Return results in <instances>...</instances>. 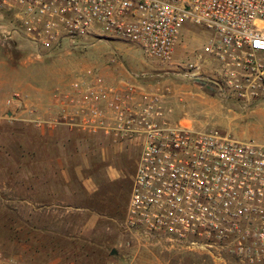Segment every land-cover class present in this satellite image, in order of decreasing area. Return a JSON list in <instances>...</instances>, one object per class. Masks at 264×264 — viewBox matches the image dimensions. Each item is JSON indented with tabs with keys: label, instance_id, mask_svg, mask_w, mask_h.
Returning a JSON list of instances; mask_svg holds the SVG:
<instances>
[{
	"label": "built area",
	"instance_id": "built-area-1",
	"mask_svg": "<svg viewBox=\"0 0 264 264\" xmlns=\"http://www.w3.org/2000/svg\"><path fill=\"white\" fill-rule=\"evenodd\" d=\"M187 24L209 37L186 73L208 59L216 85L245 109L264 107V0H0V45L26 42L38 56L63 43L118 41L166 66ZM93 72L54 89L53 120L30 110L22 121L51 128L69 119L139 151L124 232L186 250L225 247L242 263L264 264V139L195 129L174 117L161 82L117 89Z\"/></svg>",
	"mask_w": 264,
	"mask_h": 264
},
{
	"label": "rangeland",
	"instance_id": "rangeland-1",
	"mask_svg": "<svg viewBox=\"0 0 264 264\" xmlns=\"http://www.w3.org/2000/svg\"><path fill=\"white\" fill-rule=\"evenodd\" d=\"M208 37L205 30L185 25L171 64L166 66L147 60L142 50L129 42H91L75 47L63 43L55 51H42L39 56L26 42L8 48L0 45V99L8 100L14 95L35 109L38 98L46 99L54 89L67 87L76 78L88 79L89 69L101 73L100 67L105 63L99 56L108 59V63L113 56L126 73H138L141 82H161L174 117L182 118L193 128H217L236 140L264 139L263 106L245 109L227 89L214 83L216 75L200 71L192 75L183 69L197 62V54ZM0 113V264H6L9 257L11 264H245L225 247L186 250L121 229L137 158L134 147L114 144L103 158L99 149L102 145L95 139L85 135L42 136L32 124L12 121L2 105ZM58 145L65 148L59 151ZM56 156L62 160L60 168L51 161ZM36 160L40 162L24 163ZM114 173L120 176L109 182V175ZM56 175L71 180L38 183V178ZM22 176L36 179L31 180L29 186L33 189L28 194L36 200L34 203L44 204L50 197L49 190L56 187L62 203L71 201L84 209L66 210L63 203L52 213L32 204L22 207L15 200L6 204V186L12 185L14 198L27 195L19 184ZM6 181L11 185H6ZM92 216L97 218L98 236L104 228L111 230L109 245H104L99 237L80 234ZM112 249L117 251L115 255L111 254Z\"/></svg>",
	"mask_w": 264,
	"mask_h": 264
},
{
	"label": "crops",
	"instance_id": "crops-1",
	"mask_svg": "<svg viewBox=\"0 0 264 264\" xmlns=\"http://www.w3.org/2000/svg\"><path fill=\"white\" fill-rule=\"evenodd\" d=\"M116 54V53H115ZM99 59L103 60V62L105 63L104 66L100 67V71L101 73H98L100 75V79L101 82L107 86V87H115L117 89H124L125 83L126 82H132L135 84H140L141 80L138 79L137 77H139L140 75L138 73H126L122 67V65L118 62H114L113 61V56L111 57V60H109L110 63L107 62L106 58H101L99 56ZM205 62L203 63V66L200 68V72L204 73V74H208L211 75L212 72V67L210 65V62L208 59L204 60ZM103 69V70H102ZM213 75V74H212ZM54 91V90H53ZM53 91L51 93H53ZM41 97V96H40ZM43 98V97H42ZM11 100V101H10ZM18 101L17 104H14L16 102H12V101ZM38 104L35 106V109H32L30 107V104L25 101L23 98H16L14 97V95H11V99H0V105H2L3 108H5V113L11 117L12 121L14 120H25V118L30 117V115L28 114V111L30 110H35L36 111V115H39L40 117H42L43 119H46V121L49 120H53L52 118L55 116L54 113L56 112L57 108V104H55L52 95L48 96L46 99H39L37 100ZM12 103L15 105L13 107ZM40 103V104H39ZM26 108V110H25ZM54 115V116H53ZM177 117L180 115H176ZM63 121V120H62ZM68 120L60 122V124H54L52 125L51 128H47V127H43V128H35L34 131H36V133H38L39 135L45 136L46 134L49 136H53V135H60V134H65L68 136H77V135H85V137H88L90 139H95L96 141H98V143L100 145H102L99 149H100V154L103 158H106L105 155L107 154V151L109 150V148H111L112 145H114L115 143H112L109 137H106L104 135H90L86 132H83L81 130H78L77 128L71 127L68 125ZM23 122V121H22ZM27 125V124H24ZM30 125V124H28ZM59 147V151H61V148H65L63 145H58ZM132 148V147H130ZM98 150V149H96ZM77 151H81V149H78ZM135 153L138 155L139 151L135 150ZM30 156V155H29ZM35 157V156H34ZM53 163L56 162L58 164V167H62V160L59 156L53 157L51 160ZM29 162L33 163V162H40V161H24V163L29 164ZM136 162V160H135ZM23 163V164H24ZM119 173V172H118ZM118 173H114L112 175H109V179H107L109 182H114L115 180L118 179V177L120 175H118ZM32 178V179H30ZM80 179V178H79ZM10 181V179H8ZM19 180V184L21 185V190L23 193L27 194V195H21V197L16 196L15 198L12 197V185L9 184L7 181L5 182L6 185H11V186H6L5 187V195L8 194L7 198L5 199V203H10L12 204V202H14V200L16 202H18L19 204L25 207H28L30 204H32L33 207L40 208V209H48L51 210L52 213H55V211H58V208H60L62 206L63 203L64 204V208L66 210H74V211H78V210H83V206L81 205H77L76 203H72L71 201H63L61 200L60 197V189L53 187L49 190V194L50 197L47 198V200L45 201V203H34L33 201H36L34 199H32L31 195L29 196V192L32 191V187L29 186L31 180H36L34 177H29V176H22L20 177ZM37 180H39V184H43L45 182L49 183L52 182L53 184H61V183H69V181L71 180L70 178H65V177H60V176H52V177H47L43 180V178H38ZM113 180V181H112ZM83 183H86V181H83ZM130 192V191H129ZM130 194V193H129ZM129 194L127 197V203H128V199H129ZM40 201V200H39ZM6 208H11L10 206H7ZM127 209V205L125 210ZM126 214V212H125ZM97 223V218L96 216H92V218H90V220L82 227L80 234L85 236V237H91V238H96L99 237L100 241L103 242L104 245H109L108 242V237L110 235L109 232L111 231L110 229H105L100 231V236L97 235V230L95 229ZM109 231V232H108ZM6 260V259H5ZM6 264H11V258L9 257L8 260H6L5 262Z\"/></svg>",
	"mask_w": 264,
	"mask_h": 264
},
{
	"label": "water",
	"instance_id": "water-1",
	"mask_svg": "<svg viewBox=\"0 0 264 264\" xmlns=\"http://www.w3.org/2000/svg\"><path fill=\"white\" fill-rule=\"evenodd\" d=\"M116 253H117V251H116L115 249H112V250H111V254H112V255H115Z\"/></svg>",
	"mask_w": 264,
	"mask_h": 264
}]
</instances>
